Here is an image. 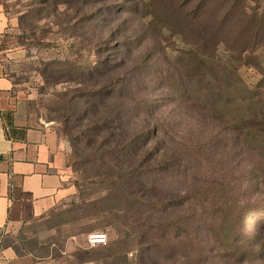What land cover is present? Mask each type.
<instances>
[{"label":"rangeland","instance_id":"obj_1","mask_svg":"<svg viewBox=\"0 0 264 264\" xmlns=\"http://www.w3.org/2000/svg\"><path fill=\"white\" fill-rule=\"evenodd\" d=\"M0 49L18 53L29 109L56 133L71 124L65 87L77 86L58 82L61 70L73 76L81 58L132 84L131 118L163 125L173 164L134 208L71 161L69 195L20 233L40 264H264V0H0ZM225 92L236 99L224 116ZM90 233L107 243L90 246Z\"/></svg>","mask_w":264,"mask_h":264},{"label":"trees","instance_id":"obj_2","mask_svg":"<svg viewBox=\"0 0 264 264\" xmlns=\"http://www.w3.org/2000/svg\"><path fill=\"white\" fill-rule=\"evenodd\" d=\"M88 63L90 62H83L80 58L76 61L73 76L69 70H61L62 75L57 80L69 81L71 77V81L77 82V86L72 89L66 86L64 93L68 104H72L66 116L67 122L71 124L65 130L57 131L60 137L67 135L71 143L72 150L68 154L67 166L72 161V167L83 177L85 183L90 181L99 186L108 194L106 197L116 196L134 208L138 205L146 206L151 198L156 197V174L158 171L170 169L173 165L170 163L171 157L162 154V150L165 151V140L161 141L158 135H161L163 125L156 123L153 128L147 127V122L141 120L142 114L138 110L135 116L138 119H132L130 113L134 107L131 100L133 85L108 78L110 70L105 67L87 69ZM230 67L226 63L222 66L229 73V77L232 70ZM261 67L264 71L262 65ZM204 68L209 71V78H221V71L217 69L215 62L211 66L206 63ZM234 80H227L226 84ZM84 83L90 84L84 88ZM235 97V94L228 92L220 95L215 105L223 106L219 110L221 115L234 113L230 109ZM248 103L247 101L246 104ZM203 108L204 106L201 107ZM155 139L158 140L151 145V141ZM200 141L194 139L193 147L197 148ZM160 158L168 160L164 162L163 168L157 163ZM255 171L253 168L251 177L257 186L260 176ZM167 202L162 203L166 205ZM162 217L164 216L158 218L160 225L167 223ZM137 222L136 218L130 224Z\"/></svg>","mask_w":264,"mask_h":264},{"label":"crops","instance_id":"obj_3","mask_svg":"<svg viewBox=\"0 0 264 264\" xmlns=\"http://www.w3.org/2000/svg\"><path fill=\"white\" fill-rule=\"evenodd\" d=\"M17 55L0 49V264H40L20 233L69 195L70 149L30 111Z\"/></svg>","mask_w":264,"mask_h":264},{"label":"built area","instance_id":"obj_4","mask_svg":"<svg viewBox=\"0 0 264 264\" xmlns=\"http://www.w3.org/2000/svg\"><path fill=\"white\" fill-rule=\"evenodd\" d=\"M87 240L90 246L103 245L107 243V236L105 233H90Z\"/></svg>","mask_w":264,"mask_h":264}]
</instances>
